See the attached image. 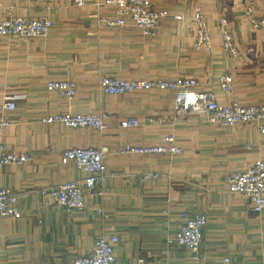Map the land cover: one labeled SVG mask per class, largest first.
I'll list each match as a JSON object with an SVG mask.
<instances>
[{
    "label": "crops",
    "instance_id": "1",
    "mask_svg": "<svg viewBox=\"0 0 264 264\" xmlns=\"http://www.w3.org/2000/svg\"><path fill=\"white\" fill-rule=\"evenodd\" d=\"M167 12L159 32L145 36L133 25L109 26L116 8L103 0H53L50 4L0 0V20L8 16L49 17L54 25L44 38L0 36V120L9 121L0 143L34 160L9 164L2 182L19 194L20 218L0 217V264L68 262L90 254L99 237L118 236L115 255L122 264H264V211L252 213L247 198L228 191L225 174L264 160V132L254 123L222 129L200 115L173 119L174 93L156 89L123 95L106 94L100 80L111 75L128 79L196 78L199 89L213 90L221 102L264 104V29L253 31L246 14L264 15L261 0H153ZM205 12L213 38L211 54L194 48V9ZM11 7L9 11L7 8ZM226 18L238 55L222 47L219 30ZM230 74L235 93L219 87ZM50 80H73V99L47 89ZM18 97L6 110L8 98ZM111 112L119 119L136 116L141 125L107 130L70 128L45 123L50 114ZM160 117L164 125L151 122ZM174 134L180 155L122 154L125 144L160 145ZM250 145L251 148H248ZM107 147L110 177L104 194L84 188L87 207L68 213L42 196L52 184L83 180L85 174L64 158L71 147ZM143 172L158 179L142 180ZM100 208L102 213H98ZM208 212L201 247L195 251L168 242L191 214ZM228 260V261H227Z\"/></svg>",
    "mask_w": 264,
    "mask_h": 264
},
{
    "label": "built area",
    "instance_id": "2",
    "mask_svg": "<svg viewBox=\"0 0 264 264\" xmlns=\"http://www.w3.org/2000/svg\"><path fill=\"white\" fill-rule=\"evenodd\" d=\"M21 2H41L50 4L53 0H19ZM264 2V0H261ZM76 4L83 6L85 0H75ZM105 6L116 8L118 17L111 19L105 16L100 21L114 27L133 25L145 36L154 37L158 34L162 21L167 12L158 8L153 0H103ZM9 11L11 7L7 8ZM253 31L264 29V15H255L254 8L249 5L246 11ZM193 20L196 24L194 48L197 51L214 52L213 38L208 26L205 12L201 6L194 9ZM54 22L49 17L8 16L0 20V36L25 38L47 37ZM219 30L223 49L238 55L239 49L233 31L226 18L221 19ZM101 89L106 94L123 95L139 91H153L156 89L169 90L174 93L173 119L181 120L190 115H200L209 124L226 129L240 123H254L261 132H264V104L242 103L237 100L221 102L213 90L199 89L196 78L178 77L174 80L164 78L128 79L116 76H103L100 80ZM220 89L228 96L235 93L232 75L224 74L219 80ZM49 91H56L64 97L72 99L77 94V84L73 80H50L47 82ZM18 97L8 98L3 107L14 110ZM152 123L164 125L165 120L160 117L150 119ZM43 122L59 123L70 128L93 127L98 130H107L112 124L123 129H133L141 125L136 116L124 119L111 112L94 113H62L57 112L42 119ZM9 125V121L0 120V132ZM251 148L250 145H247ZM107 147H71L63 151V156L74 162L76 168L86 176L83 180H74L52 184L40 189L42 196L57 203L68 213L84 210L87 207L84 188L92 192L104 194V184L110 177L105 164ZM122 154L135 155H180L183 149L178 144L174 134L166 135L160 145L138 146L125 144ZM34 160L32 154H18L11 152L6 144L0 143V217L20 218L19 194L2 182V172L9 164L22 165ZM143 181L158 179V172H143ZM223 183L232 193L243 194L255 216L264 211V160H258L251 167L225 174ZM98 213H102L100 208ZM209 221L208 212L191 214L181 224L178 231L168 238L170 244L188 251L198 250L204 240V231ZM118 236L99 237L93 251L88 255H78L68 262L50 261L47 264H122L119 263L115 248L119 243ZM228 261V260H227ZM136 264H146L139 259Z\"/></svg>",
    "mask_w": 264,
    "mask_h": 264
},
{
    "label": "rangeland",
    "instance_id": "3",
    "mask_svg": "<svg viewBox=\"0 0 264 264\" xmlns=\"http://www.w3.org/2000/svg\"><path fill=\"white\" fill-rule=\"evenodd\" d=\"M62 95V94H61ZM63 96V95H62ZM229 97H232V96H229ZM69 99V98H68ZM73 99V98H72Z\"/></svg>",
    "mask_w": 264,
    "mask_h": 264
}]
</instances>
